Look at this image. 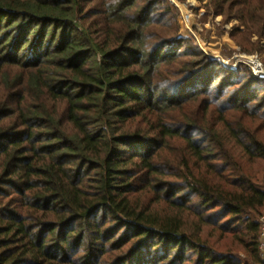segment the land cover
<instances>
[{
	"label": "trees",
	"instance_id": "1",
	"mask_svg": "<svg viewBox=\"0 0 264 264\" xmlns=\"http://www.w3.org/2000/svg\"><path fill=\"white\" fill-rule=\"evenodd\" d=\"M208 6L264 42V0ZM176 21L168 0H0V264H264V82Z\"/></svg>",
	"mask_w": 264,
	"mask_h": 264
},
{
	"label": "rangeland",
	"instance_id": "2",
	"mask_svg": "<svg viewBox=\"0 0 264 264\" xmlns=\"http://www.w3.org/2000/svg\"><path fill=\"white\" fill-rule=\"evenodd\" d=\"M168 2L177 14L179 37L186 40L192 50L200 51L228 71H236L240 66L243 70H250L245 58L252 56L259 59L264 66V42L258 45L253 53L243 52L237 45L240 37L234 35L240 24L235 20L225 21L222 16H217L208 6L209 0H204L203 3L196 0H168ZM256 41L255 38L252 43ZM250 45L248 42L243 43V46H249V49H251ZM186 49L187 44L182 50ZM246 168L260 178L264 175L262 163L246 164Z\"/></svg>",
	"mask_w": 264,
	"mask_h": 264
},
{
	"label": "built area",
	"instance_id": "3",
	"mask_svg": "<svg viewBox=\"0 0 264 264\" xmlns=\"http://www.w3.org/2000/svg\"><path fill=\"white\" fill-rule=\"evenodd\" d=\"M245 59L248 62L250 71L254 78L258 81L264 82V66L260 60L254 56ZM260 254L262 260L264 261V217L260 222Z\"/></svg>",
	"mask_w": 264,
	"mask_h": 264
}]
</instances>
